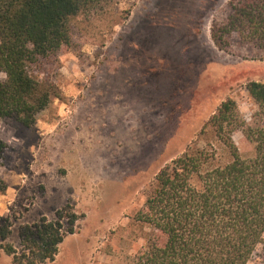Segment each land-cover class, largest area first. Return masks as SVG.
<instances>
[{"label": "rangeland", "instance_id": "rangeland-1", "mask_svg": "<svg viewBox=\"0 0 264 264\" xmlns=\"http://www.w3.org/2000/svg\"><path fill=\"white\" fill-rule=\"evenodd\" d=\"M231 1L95 0L69 18L70 43L32 68L56 97L32 128L0 120L8 243L18 248L22 225L70 204L83 218L46 264H132L152 233L135 216L157 172L195 144L229 159L200 132L228 98L251 123L258 107L245 87L264 82L254 44L232 33L220 50L211 39ZM232 140L254 156L241 131ZM0 264H11L2 251Z\"/></svg>", "mask_w": 264, "mask_h": 264}, {"label": "trees", "instance_id": "trees-1", "mask_svg": "<svg viewBox=\"0 0 264 264\" xmlns=\"http://www.w3.org/2000/svg\"><path fill=\"white\" fill-rule=\"evenodd\" d=\"M94 1L0 0V120L26 129L36 124L57 92L32 68L70 43L69 18ZM230 9L211 29L214 45L222 50L225 39L236 33L264 53V0H233ZM245 89L258 107L252 122L246 123L228 98L199 135L211 134L228 160L220 161L208 144H195L155 175L135 216L152 233L132 264H249L253 257L264 264V82H249ZM237 130L253 144L252 158L240 156L232 140ZM7 148L0 139V164ZM82 218L65 204L53 219L22 225L16 248L7 242L12 225L0 216V251L11 264L53 262Z\"/></svg>", "mask_w": 264, "mask_h": 264}]
</instances>
